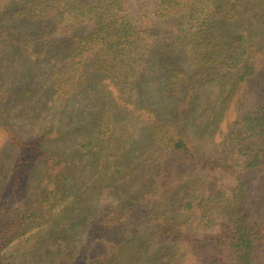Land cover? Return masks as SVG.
Returning <instances> with one entry per match:
<instances>
[{
	"label": "trees",
	"instance_id": "1",
	"mask_svg": "<svg viewBox=\"0 0 264 264\" xmlns=\"http://www.w3.org/2000/svg\"><path fill=\"white\" fill-rule=\"evenodd\" d=\"M7 17L39 23L37 34L23 35L3 23L0 38L15 55L48 64L49 90L66 102L89 97L85 113L101 144L89 151L93 161L76 162L86 155L57 149V125L23 132L0 100L9 158L0 200L9 191L25 202L5 209L0 201V264H14L23 238L45 224L56 246L46 264H77L80 245L64 226L94 219L96 252L78 264H264V216L249 212L248 202L264 206V105L233 119L218 155L201 149L189 129L214 132L232 101L238 108L264 77V0H8L0 23ZM158 20L171 30L159 31ZM207 86L220 91L199 110ZM44 104L30 99L27 116L42 114ZM125 120L139 133L120 135ZM97 160L105 180L94 173L81 192L84 169ZM261 171L262 195L248 199V178ZM101 192L115 201L105 216L91 201Z\"/></svg>",
	"mask_w": 264,
	"mask_h": 264
},
{
	"label": "rangeland",
	"instance_id": "2",
	"mask_svg": "<svg viewBox=\"0 0 264 264\" xmlns=\"http://www.w3.org/2000/svg\"><path fill=\"white\" fill-rule=\"evenodd\" d=\"M2 2H8V0H0V5ZM14 21L22 23L21 25H18ZM3 23L8 24L9 26L13 24L15 27L14 31L22 32V35L38 33L37 27L39 26V23L38 25L29 23L19 17L4 18L0 25ZM159 24L161 26L159 31L162 33L166 34L169 30H171L169 21H167V23L159 21ZM87 29L89 30V26ZM15 54L16 52L11 47V45L5 43L4 40L0 38V100L5 99V101L2 103L6 108L3 110L5 111L4 113L10 116L12 121L21 129V131H26L27 133L29 132L31 134L40 130V128L47 123H53L57 125L55 133L56 135L60 134L59 140L55 144L57 149L63 151L66 154L71 153V151L74 154L78 149H80V154H85L86 156L80 157L79 155L77 158H74L76 162L79 160L93 161V157L89 156V151L94 146H97L98 144L100 145L101 143L95 142L97 139V131L93 129L92 122H90L91 119L89 120V115L85 113V111L88 112L91 107L89 97L82 94L79 95V97L76 98L74 102H66L65 97L60 95V93L49 90L51 86V68L48 66V64L37 63L32 59H29V61L25 57ZM183 60L185 62V64L183 63V67H185V69H190V63L186 60V57H183ZM162 72L163 70H161L160 73L162 74ZM27 87L31 88L30 93L32 94L19 96V91ZM152 88H154V95L158 96V90H156L155 87ZM219 91L220 88L217 89L212 86H207L205 89H203V94H201L203 102L200 105L199 110L207 107L209 100L217 96ZM30 99L36 103L45 102L44 106L42 107V114L38 113L32 117L27 116V111L29 112V108L26 107V104L29 103ZM241 101L242 102L239 103L238 108L236 103L232 101V104L225 112V116L221 120L219 127H217L214 132L206 128V125L202 131H196L195 124L191 123L190 125L189 123V129L192 133L191 135L195 137V143L198 144L201 149L218 155V153H220L224 147V138L222 135L228 130V126L231 124L233 119H235L237 115H241L242 112L245 113L252 109L254 105H264V77L260 80L257 88L247 90L244 98ZM73 112H76L77 116H80L77 117L74 114L75 116L72 117ZM84 126L85 129H81L79 132H74V128H80ZM116 129L120 132V135L121 132L133 133L135 135L136 133H139L138 124L131 123L130 121L126 120L121 124H118ZM69 132L71 135H69ZM142 137L143 141L146 142L145 137ZM7 140L8 139L5 136L0 134V171L4 175L7 174L9 167V158H7L5 156L6 153L2 151L3 146L7 144ZM123 140H126V138L120 137L119 142H123ZM113 148L114 147L112 146L110 151H112ZM97 149H99V146ZM123 161L130 162L132 159L127 157ZM82 164H84V162L80 163V165ZM104 170L105 166L104 164L100 163L99 160H97V168H92V166L89 165L86 169H84V172L87 174L83 179L82 190L80 189L81 192L85 191L89 186L94 184V182L91 180H94V173H96L95 177H99V182L105 180L103 173L106 171ZM88 171H90V174H88ZM3 174H0L1 186L3 185V182H5ZM100 177L102 178L101 180ZM204 178L208 179V177ZM262 178V171L259 174L254 173L250 176V178H248L250 185L248 199L251 197L253 199L255 195H262V192H260L261 189L259 188V185H262ZM7 179H10V176ZM98 185V182H96L95 187L97 186L98 189L101 190L100 186ZM101 185L104 187V184ZM126 187H130L129 183ZM34 197H36V195ZM70 200L71 202L74 201L72 198H70ZM0 201L2 202V205L5 209L23 206V203H25L24 199L22 200V196L9 191H5L2 194ZM91 201L93 202V207H96V209L99 208V212L104 216L109 214L115 206L112 193H96L93 195V199H91ZM248 202L250 206L249 212L252 211V213L257 216H261L259 214L262 212V216H264V206H255L254 201L251 199ZM57 211L58 210H54L53 212L56 213ZM64 216L66 217V213ZM84 219L86 220V217H84ZM94 222H96V219L89 221V224L82 222L72 226H64L66 227L69 235H71L75 244L80 245L79 250L77 251L76 255H74L76 261L75 263L77 264L85 262L96 252L97 244L101 236L99 233L100 230H98V227ZM44 232L45 234L43 235ZM149 232L150 230H146L142 233V235L147 236ZM22 243L23 244L18 245L17 247V258L15 259L14 264H46L48 261V252L56 249L54 241L49 232V224L43 225L42 228L34 231L33 234H29L28 237H24ZM5 249L6 248L4 247H0V251L3 252V254ZM255 255H257L256 258L258 259L261 256L257 251Z\"/></svg>",
	"mask_w": 264,
	"mask_h": 264
}]
</instances>
